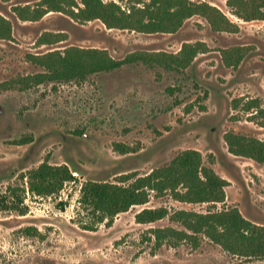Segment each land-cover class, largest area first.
Segmentation results:
<instances>
[{
	"label": "rangeland",
	"instance_id": "374dc122",
	"mask_svg": "<svg viewBox=\"0 0 264 264\" xmlns=\"http://www.w3.org/2000/svg\"><path fill=\"white\" fill-rule=\"evenodd\" d=\"M75 1V10L84 6ZM103 1L123 10L144 4ZM193 1L218 7L238 29H216L202 14L170 32L109 27L57 9L23 19L16 8L41 0H0V13L12 23V37L0 38V194L22 193L26 206L25 213L0 209V264H264V257L234 254L205 233L156 236L169 228L193 233L172 218L182 209L237 207L264 226V161L234 153L227 139L234 133L264 141V20L238 17L228 0ZM187 42L203 43L204 51L186 67L141 60L83 80L33 79L45 71L34 56L70 46L105 49L119 60L176 54ZM187 149L199 150L204 165L227 180L225 201L186 202L151 191L148 202L117 214L111 225L83 228L95 220L79 202L83 182H120L127 174L132 181ZM45 161L67 164L76 179L52 194L31 191L23 174ZM158 207L168 214L136 219Z\"/></svg>",
	"mask_w": 264,
	"mask_h": 264
},
{
	"label": "trees",
	"instance_id": "16d2710c",
	"mask_svg": "<svg viewBox=\"0 0 264 264\" xmlns=\"http://www.w3.org/2000/svg\"><path fill=\"white\" fill-rule=\"evenodd\" d=\"M63 1L68 2V5ZM142 6L133 5L123 10L116 2L103 0H82L78 7L75 0H41L37 7L16 8L23 19H38L45 12L57 9L78 19L101 18L109 27L133 28L145 32L176 31L187 18L195 14L206 16L213 27L219 30H235L238 25L231 21L218 7L193 0H142ZM234 13L244 20H264V0H228ZM12 37L10 19L0 13V38ZM203 43L184 44L179 53L139 52L124 59H115L107 50L70 46L63 52L56 50L34 56V61L45 67L44 72L33 76L35 81L83 80L91 73L114 70L124 63L144 61L150 65L157 63L167 67H186L196 55L204 51ZM22 82H30L27 77ZM230 149L236 154L254 157L264 161V141L229 133ZM120 145V144H119ZM118 145V146H119ZM27 176L28 187L37 194H52L60 190L68 181L76 179L67 164L55 165L47 161L23 174ZM129 174L120 182L87 180L83 182L79 198L83 210L93 216V224L84 223L83 228L95 230L96 225L106 221L108 225L117 214L127 211L135 204L149 201L151 191L157 195L170 193L178 200L186 202H223L226 199L227 180L216 171L204 165L199 150L187 149L169 164L154 169L145 176ZM22 193L6 191L0 194V209H17L25 213L26 206ZM64 206L65 202H61ZM165 207L144 208L136 214L139 222H152L165 217ZM193 233L169 228L157 229L158 239L178 234L180 239L194 237L195 233H205L225 249L245 257H264V226L247 219L237 207L224 208L206 213L192 210H178L172 217Z\"/></svg>",
	"mask_w": 264,
	"mask_h": 264
}]
</instances>
